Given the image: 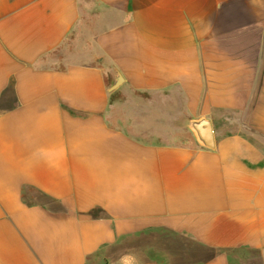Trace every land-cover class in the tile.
<instances>
[{
	"label": "crops",
	"instance_id": "crops-1",
	"mask_svg": "<svg viewBox=\"0 0 264 264\" xmlns=\"http://www.w3.org/2000/svg\"><path fill=\"white\" fill-rule=\"evenodd\" d=\"M0 264H264V0H0Z\"/></svg>",
	"mask_w": 264,
	"mask_h": 264
},
{
	"label": "water",
	"instance_id": "water-1",
	"mask_svg": "<svg viewBox=\"0 0 264 264\" xmlns=\"http://www.w3.org/2000/svg\"><path fill=\"white\" fill-rule=\"evenodd\" d=\"M123 78L119 71L116 73V77L114 79L113 85L111 87V91L117 89ZM189 127L195 133V136L199 143L207 148H212L214 143V132L211 126V123L206 119L201 120H193L190 122Z\"/></svg>",
	"mask_w": 264,
	"mask_h": 264
}]
</instances>
